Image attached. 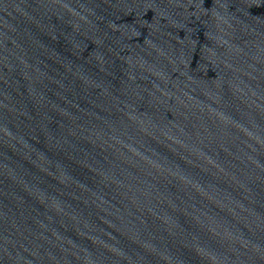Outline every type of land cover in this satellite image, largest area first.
<instances>
[{
  "label": "water",
  "instance_id": "95a60500",
  "mask_svg": "<svg viewBox=\"0 0 264 264\" xmlns=\"http://www.w3.org/2000/svg\"><path fill=\"white\" fill-rule=\"evenodd\" d=\"M0 264H264V0H0Z\"/></svg>",
  "mask_w": 264,
  "mask_h": 264
}]
</instances>
